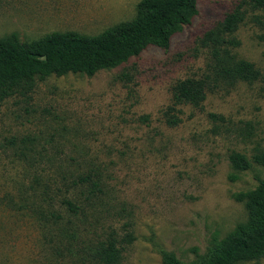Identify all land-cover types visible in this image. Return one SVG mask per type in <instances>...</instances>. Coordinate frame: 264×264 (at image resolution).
<instances>
[{
	"label": "rangeland",
	"instance_id": "obj_1",
	"mask_svg": "<svg viewBox=\"0 0 264 264\" xmlns=\"http://www.w3.org/2000/svg\"><path fill=\"white\" fill-rule=\"evenodd\" d=\"M139 1L0 0V38L97 35L132 20ZM240 1L199 0L198 13L167 49L149 46L93 76L52 75L37 81L27 98L0 102V264H79L55 255L37 218L44 191L55 196L59 187L69 197L60 171L99 170L104 203L94 212L98 228L122 234L123 224L132 222L135 240L120 264H162L161 249L190 264L246 221L233 195L254 189L264 171L253 164L235 172L228 157L237 151L251 159L264 151V30L246 21L232 49L260 72L258 80L216 84L200 107H179L176 126L164 116L174 84L207 73L203 34ZM252 15L264 18L263 11ZM209 113L225 121L214 123ZM123 207L122 217L114 216Z\"/></svg>",
	"mask_w": 264,
	"mask_h": 264
},
{
	"label": "trees",
	"instance_id": "obj_2",
	"mask_svg": "<svg viewBox=\"0 0 264 264\" xmlns=\"http://www.w3.org/2000/svg\"><path fill=\"white\" fill-rule=\"evenodd\" d=\"M199 0H140L135 17L89 36L74 31L52 32L41 38L21 42L15 34L0 38V102L15 96L27 98L37 81L55 75L93 76L113 69L138 56L149 46L167 49L172 37L198 13ZM264 12V0H241L224 18L205 32L201 47L208 52L207 73L199 78L178 80L171 89V104L164 116L168 126L179 122V107L201 106L206 93L218 83L254 82L260 72L245 60H238L232 49L239 46L235 32L246 21L264 30V18L252 15ZM212 122H224L223 116L209 113ZM214 128L217 129L215 125ZM15 139L9 143L15 145ZM23 142V140H21ZM229 162L235 172L249 170L253 164L264 171V151L256 150L251 159L232 151ZM39 163V162H35ZM65 194L50 196L43 192L45 206L37 212L43 225V238L57 257H73L79 264H120L122 251L135 236L132 222L123 224V233L98 228L97 206L104 203V186L99 170L64 173L60 171ZM232 180L237 175L231 176ZM78 192V196L76 194ZM62 195V197H61ZM58 198L59 200H55ZM242 203L247 219L223 239L215 241L206 254L190 264H238L264 259V179L249 191L233 195ZM125 208L115 212L122 217ZM162 264H184L173 253L160 250Z\"/></svg>",
	"mask_w": 264,
	"mask_h": 264
}]
</instances>
